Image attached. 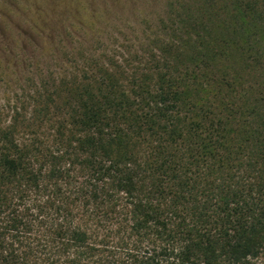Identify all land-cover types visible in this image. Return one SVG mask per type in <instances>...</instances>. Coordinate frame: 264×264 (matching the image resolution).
Masks as SVG:
<instances>
[{
  "label": "trees",
  "instance_id": "16d2710c",
  "mask_svg": "<svg viewBox=\"0 0 264 264\" xmlns=\"http://www.w3.org/2000/svg\"><path fill=\"white\" fill-rule=\"evenodd\" d=\"M165 7L138 65L44 75L0 122V264L264 252V0Z\"/></svg>",
  "mask_w": 264,
  "mask_h": 264
},
{
  "label": "rangeland",
  "instance_id": "374dc122",
  "mask_svg": "<svg viewBox=\"0 0 264 264\" xmlns=\"http://www.w3.org/2000/svg\"><path fill=\"white\" fill-rule=\"evenodd\" d=\"M166 4L167 0H0L1 124L15 110H30L34 84L44 75L92 69L97 60L127 70L138 65L140 42L153 33ZM251 264H264V252Z\"/></svg>",
  "mask_w": 264,
  "mask_h": 264
}]
</instances>
